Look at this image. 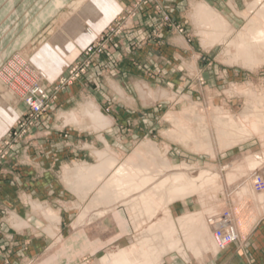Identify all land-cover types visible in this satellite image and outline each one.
<instances>
[{
  "label": "rangeland",
  "instance_id": "1",
  "mask_svg": "<svg viewBox=\"0 0 264 264\" xmlns=\"http://www.w3.org/2000/svg\"><path fill=\"white\" fill-rule=\"evenodd\" d=\"M95 1L0 0V177L15 181L11 174L13 167H31L21 162H31L26 158L31 149L37 154L35 144L40 145L44 137H37V133L48 136L56 133L55 139L50 138L51 150L58 153L59 160L65 164L95 163L96 158L89 147L101 149L104 146L97 135L64 126L58 120V116L62 118L65 113L78 110L81 103L90 99L97 103L104 115L131 117L104 133L111 147L123 155H127L141 141L150 139L160 151L168 148L167 155L173 167H185L192 172L210 167L219 169L218 172L222 171L224 175L229 165L243 161L245 157H253V154L255 161L264 166V161H261L264 158V132H253L242 142L221 147L213 124L218 110L223 118L230 117L241 122L251 119L253 114L252 110L248 112L249 98L264 108V62L252 67L237 60L228 62L227 55L223 56L224 43L205 45L202 35L196 33V29L200 31L205 27L194 26L191 18L193 6L188 0L163 9L155 0H112L103 5L102 11L93 7ZM212 1L216 7L206 5L223 15L235 30L242 29L245 24L242 15L231 7L232 10H228L225 0ZM234 3L238 12L245 10L244 0H237V4L234 0ZM148 4L152 8L149 15L152 24L146 27L139 20L143 22L140 14ZM85 6L90 12L85 10ZM79 16H82L81 25L79 21L75 23L79 33L63 43L56 35L63 32L69 20ZM177 37L183 44L174 43ZM126 40L130 41L129 44ZM122 46L126 49L125 53L120 48ZM174 52L183 58L175 57ZM192 63L193 71L189 67ZM136 81H143L145 90L165 89L175 94L177 99L147 98L146 104H143ZM117 86L123 89V94ZM41 96H45L42 106L35 111L28 98ZM191 108L204 120L200 124L190 121V125L193 128L205 126L213 145L212 152L205 148L193 151L180 143L171 142L164 135L173 124L165 117L170 114L179 116ZM149 146L155 149L152 144ZM122 154L119 156L122 157ZM259 171L253 170L254 173ZM54 173L59 174L60 168L55 167ZM25 174L30 178L32 171ZM237 183L239 181H231L230 185ZM210 184L203 187V199L218 202L219 209L227 206L228 199L232 200L239 232L243 220L249 218L248 212L256 210L253 202L249 197L240 198L234 191L223 194ZM189 201L188 210L201 209L194 196ZM170 206L174 216L186 212L182 202ZM139 213L134 212V215ZM217 214L207 217L214 222L212 218L215 219ZM127 215L125 210L120 213L127 232L115 241H120V247L134 244L143 233L133 229ZM144 217L142 221L147 220ZM145 234L148 233L144 231ZM117 245L112 247L109 244L91 258L98 260L106 250H115ZM71 248L70 253L80 254L79 245Z\"/></svg>",
  "mask_w": 264,
  "mask_h": 264
},
{
  "label": "crops",
  "instance_id": "2",
  "mask_svg": "<svg viewBox=\"0 0 264 264\" xmlns=\"http://www.w3.org/2000/svg\"><path fill=\"white\" fill-rule=\"evenodd\" d=\"M155 1L163 9V8H173L172 6L177 5L183 0H155ZM225 1L228 10H230L231 8L228 5V0ZM235 1L237 4V0ZM95 2L96 4H94L93 7H95L99 11L100 10L102 11L103 5L105 3H111L112 0H96ZM188 3H191V5L193 6L191 12V18H192V22L194 23V26H196L197 23L194 18V12L196 9L195 7L201 4L210 5L213 4L214 2L213 1L211 2V0H188ZM213 5L215 6V4ZM86 8L87 6H85V9ZM151 13H152L151 5L148 4L142 8V13L140 14V16L143 18V22H141L142 19H140L139 22L142 23L143 26L149 27L150 24H152L151 19L149 17ZM81 18L82 16L79 18L80 22L82 21ZM80 22L79 25H81ZM67 26L69 27L65 28ZM63 32L66 33L63 34ZM63 32L62 33L59 32L58 35L56 36L60 40L63 39L61 41L65 43L68 40V37H74L79 33V30L75 28V23L71 25L68 22L63 27ZM196 33L198 35L199 29L198 30L196 29ZM130 39L131 38H129L128 40ZM128 40H126L127 44H129L130 42ZM173 41L175 44H179V45L183 44L181 39L178 37L175 38V40ZM123 46L120 48H123V51L125 53L126 49H124L125 47ZM173 55H175V57L177 58L182 57L179 53L176 52H174ZM155 57H157V55ZM189 67H191V71H193L192 68L193 63L190 64ZM142 82L136 81L135 85L138 90L139 97L144 101L143 104H146L147 98H151L153 100L157 98H169L172 101H175L177 99L175 94L170 93L165 89L160 88L158 90H150V89L145 90L144 86L146 85H144ZM139 87H141L143 90L142 97L140 96ZM117 88H118L117 90L121 94H123V89L119 86H117ZM147 92L150 94V96ZM87 105L89 108L87 107ZM82 107L83 108L85 107L86 110L85 108L83 109ZM88 110L89 113H87ZM92 110L96 114L99 113L101 116L104 115L100 111L97 103H95L94 100L90 99L81 103L78 110H71L70 112L65 113L64 114L65 116L64 117L62 116L63 119L61 118V116H58V120H60L59 123L61 122L60 124H63L64 126H71L74 128H78L80 131H91L97 135V138L103 143L104 146L101 149L88 146L91 149V153L96 158L95 163L74 162L72 165L65 164L63 160H59L60 157L58 153L51 150L52 140H50V138L55 139L57 137L56 133L52 132V134L54 135H49V136L42 135L43 133H37V137L39 138L41 136H44L42 137L40 145L35 144L37 154H34L35 151L31 149L30 155L26 157L31 162L29 163L28 161H26V163L21 162L22 164H27L25 166H31V167H24L22 165H17L18 167H13V171L11 174L14 176L15 181H9L8 179H3V177H0V264H97L98 261H101L100 264H107L108 261L106 260H108L107 258H109L111 254H118L119 252L125 251V249H128L129 247L140 246V240L144 232L141 233V236H139V238H137V241L132 245L120 247V243H119L120 241L115 242L117 239H120V237L127 234L125 223L122 220L124 218H121L120 213H122L123 210L127 212L129 222L133 227V229H135L136 231H138L137 229H139L141 232L143 229L144 231H146L147 228L151 226L150 225L151 223H149L148 220L142 221L143 217L138 218V220H136L133 212L129 211L130 208L125 205L123 207V204L121 203H117V204L115 203L116 206L114 205L111 208L105 206L93 207L91 205V202L94 197V191L89 190L85 194H83V191H80L81 193L80 194L79 191L73 189V184L74 181H83L82 178L79 177V175L81 174L80 172L88 171V169L92 168V166L95 167L96 165H99V163L101 162V157L99 156L100 153L101 154H104V152L106 154L108 153L107 155L109 156L111 155L112 157H114L115 161L119 160L116 161V164H120L121 162H124L126 159L130 158L131 155H133L140 148L143 147L147 148V146L149 147V145L152 144L156 149L155 150L156 153H158L162 159L164 160L166 159L167 164L173 167V163L170 161L167 155L169 150L167 147H165V150L162 152L159 150L158 146L154 141L147 139L141 141L139 144L134 146V148L129 153H127V155H123L121 152L115 151L111 147L110 142L106 139L104 133L107 132L109 129H112L114 125L117 124L118 122L124 121L126 118L129 119L131 117H129L128 115L124 117L123 114H121V115H112V116L104 115L103 116L104 118H102L101 116H99V114H98L99 117L96 114H94L97 116L95 118V116L91 114ZM80 113L81 115H79ZM91 115H93L95 121L92 120L93 117ZM81 117L83 118L82 120ZM174 117H177V115L170 114L165 117L168 121H170L173 124H172V129L166 130L164 132V135L167 136V138L171 142L180 143L174 140V137L171 135V131L174 128V120H173ZM97 118L100 120L98 121ZM73 120H75L74 123H72ZM89 122L90 123L92 122V124H90ZM102 122H104V124ZM85 124L86 125L89 124V125L86 126ZM94 126L97 131L93 128ZM168 132H169V137H168ZM45 149H47V151L44 152ZM108 150L109 151L113 150V152L112 151L109 152ZM40 153H42V155ZM121 154L123 155L122 157L119 156ZM55 167L60 168L59 174L54 173ZM29 170L32 171V176L30 178H27L25 173ZM54 174H56L57 177H55ZM193 196L195 201L201 205L200 210H196V211L188 210L190 208L189 198ZM243 197H249L250 200L252 199L251 198L252 196L250 195H245ZM178 201L182 202L183 210H185L186 212H184L181 215L174 216L172 215L170 209L171 206H169V210H168L171 216L170 222L174 224L171 233L172 231H174L176 232V234L172 233V236H174L173 238H171L172 236L169 237L168 235L165 236L164 239V235H166L168 232L167 227H169V223L162 224L163 226L161 225L159 231L161 232V236L163 237L162 241L163 240L165 242L168 241L167 243H169V241L171 240L170 242L177 243V246L179 247L185 245L184 246L185 249H183V252H185L188 259L183 257V254L181 252H178L177 250H170L165 254L164 261L161 264H165V263L166 264H263L264 263V209H263L264 207L261 208V210L260 208H256L255 211L249 212V218L243 220V224L239 230L238 239H236L235 241L227 245L225 248L220 250L216 249L215 245H212L213 243L212 240L208 241V244L206 245L207 247L204 246V249L197 254L196 252H194L193 249L186 246L187 244L183 242L184 239H181L182 225H180L177 218L182 217L187 213L191 214L192 212L195 213L197 211L198 212L202 211V213H204V211L208 208V206H202L201 201L195 195H190L186 197L184 200H176L175 202ZM251 201L254 203L253 199ZM256 203L258 206L255 205ZM261 203H262L261 201L259 202L255 200L254 206L262 207L261 205H263L264 202L262 204ZM105 210H109L108 211L109 213L108 212L105 213ZM173 211L174 214L177 213L176 210H174V208ZM73 213L75 214L74 218H72ZM85 225H87L88 227ZM104 228L106 229L105 231ZM106 234H108L109 236ZM109 244H112V247L115 244L118 245L115 250H106L105 253L107 254V256L106 254H104L102 256L103 258L101 257L102 259L99 258L98 260H96L91 258L98 250L108 246ZM73 245L80 246L79 255H74L70 253V251L72 252L71 247ZM135 251L136 250H134L132 253H134ZM105 256L106 258L104 259ZM132 257L136 259L135 254H132ZM144 257L145 256L143 255L140 258H144Z\"/></svg>",
  "mask_w": 264,
  "mask_h": 264
},
{
  "label": "bare ground",
  "instance_id": "3",
  "mask_svg": "<svg viewBox=\"0 0 264 264\" xmlns=\"http://www.w3.org/2000/svg\"><path fill=\"white\" fill-rule=\"evenodd\" d=\"M244 1L245 10L243 12H238V10H236L234 0H230L229 2L230 7L237 14H240L242 15V17H244L245 24L239 31L235 30V28L228 22V20L223 15L219 14L216 9L209 7L206 4H201L199 6L197 5L195 7L196 9L194 12V18L198 25H203L205 27L204 30L202 29L199 31V34L202 35L201 40L205 45L210 46L212 44H215L216 42H222L224 43L223 51L225 53L223 56L225 57L227 55L228 59H226L228 62L237 60L240 61L243 65L252 67L259 62H264V0H253L254 2H252L251 0ZM85 10L89 11L90 9L86 8ZM78 15L80 14L78 13ZM79 17H75V22L74 20H71L69 23L71 25L77 23L80 20ZM139 92L140 96L142 97L143 90L141 87H139ZM247 103L249 106V108L247 107L249 109L248 112L252 110L253 117L246 122H241L240 120L237 121V119L235 120L230 117L223 118L222 116H219L221 113L219 112V110L214 116L213 124L219 143L218 145H220L221 147H228L235 143L242 142L243 139H246L249 134L253 132H264V108L261 107L260 103L255 102L254 99L251 98H249ZM193 109L191 108L189 109L190 111L183 112L181 115L173 118L174 129L171 131V135L174 137V140L180 142L184 146L191 148L193 151L205 148V150H211L212 152L213 145L210 141V136L207 137L205 126L202 125L201 127L199 126L197 128H193V126L190 125V121H197L200 124L204 120L198 113L194 112ZM87 113H89V110ZM91 114L94 115L96 113L92 110ZM98 114L96 115L98 116ZM79 115H81V113ZM93 115L91 116L93 117ZM96 115H94L95 118L97 117ZM99 116L101 115L99 114ZM103 116L101 117L104 118ZM82 119L83 118L81 117V120ZM92 120H94V117ZM97 120L99 121L100 119L97 118ZM74 122L75 120L72 121V123ZM104 122L102 123L104 124ZM90 124H92V122ZM88 125L89 124H87L86 126ZM93 128L95 129V126ZM155 150L156 149H153L151 146H149V148H140L132 155L131 158L125 160L124 162H121L120 164H116V161L119 160L115 161L114 157H112L111 155H107L108 153H100L99 156L101 157V162L99 163V165H96L95 167L92 166V168L88 169V171L80 172L81 174L79 175V177H81L83 181H74L75 185L73 184V189H76L77 191H79V193L80 191H83V194H85L89 190L94 191V197L91 202V205L93 207L105 206L111 208L115 205V203H121L123 204V207L124 205L128 206L130 208L129 211H132L133 214L134 212H140L139 214L143 215V217L145 216L149 223H151V226L145 231V233L148 234L144 235L143 233L139 247H129L128 249H125V251L119 252L118 254H111L109 258H107L108 260H106L108 261L107 264H161L164 261L165 254L170 250H177L178 252H181L183 254V257L187 258L185 252H183V249H185V245L179 247L177 246V243L170 242L171 240L169 241V243H167L168 241L165 242L164 240L163 242V237L161 236V232L159 230L162 224L169 223V227H167L168 232L166 235H164V239L165 236L168 235L169 237H171L172 233L176 234V232L174 231H172L171 233L174 224L170 222L171 216L168 212L169 206L176 200H184L190 195H195L201 201L202 206H208V208L204 211V213H202V211H197L195 213L192 212L191 214L187 213L182 217L177 218L180 225H182L181 239H184L183 242L187 244L186 246L193 249L197 254L200 253L204 249V246L208 244V241L211 240L213 242L212 245H215L216 249H219L212 233L213 227L216 224L215 222H211L209 220L211 218L209 215L217 214V212H219L221 209L217 207L218 202L215 203L212 200L211 202H206L205 199H203L202 192L205 191V189L203 190V187H205L208 183H212L210 185L218 188L216 190H219V192L222 191L223 194L225 193V191L227 193H229L230 191H234L237 192V194L242 198L245 195L252 196L251 198L253 199L254 203L255 200L259 202L261 201L262 203L264 202V190L256 191L253 187V181H256L257 178H260L261 181H264V166H261L258 160L255 161L254 154L253 157H243V161L241 160L238 163L235 162L229 165L223 175L221 173L222 171L220 173L218 172L219 169L217 171L215 168L210 167L208 170L200 169L195 172L187 170V168L185 169V167L183 169H181L180 167H172L167 164L166 159L164 160L162 158H159L158 153H156ZM110 151L113 152V150ZM263 159L261 161H264ZM262 164L264 163L262 162ZM255 169L256 171H259L257 169H260V173H254L253 170ZM231 181H239V183H237L236 185H230ZM227 196L228 195H226V197ZM215 199L216 197L214 198V200ZM226 204L232 207V200L228 199ZM255 205H257V203ZM263 205H261L262 207H257L258 205L254 207L260 208L261 210V208L264 207ZM108 211L109 210H105V213ZM209 212L210 214L208 215ZM139 214L134 215L136 220H138ZM207 216H209L210 218L208 219ZM212 219L214 220V217ZM105 230L106 229L104 228V231ZM142 231L144 232V229ZM173 237L174 236H172L171 238ZM134 250L136 251L132 253ZM132 254H135L136 259L132 257ZM143 255L145 257L140 258ZM106 256L104 257V259L106 258Z\"/></svg>",
  "mask_w": 264,
  "mask_h": 264
},
{
  "label": "built area",
  "instance_id": "4",
  "mask_svg": "<svg viewBox=\"0 0 264 264\" xmlns=\"http://www.w3.org/2000/svg\"><path fill=\"white\" fill-rule=\"evenodd\" d=\"M44 97L45 96H41L39 98H28L35 111H38L41 108ZM253 187L256 191L264 190V181L257 178L256 181H253ZM232 207L227 205L219 211L214 219L216 225H214L212 233L219 250L225 248L227 245L239 238L236 218Z\"/></svg>",
  "mask_w": 264,
  "mask_h": 264
}]
</instances>
